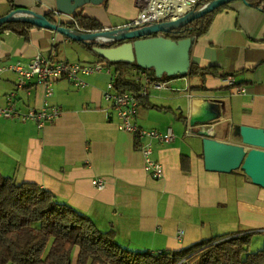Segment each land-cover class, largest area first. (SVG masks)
<instances>
[{
    "label": "crops",
    "instance_id": "obj_1",
    "mask_svg": "<svg viewBox=\"0 0 264 264\" xmlns=\"http://www.w3.org/2000/svg\"><path fill=\"white\" fill-rule=\"evenodd\" d=\"M16 9L46 16L53 10L57 23H70L82 12L112 28L127 25L139 12L137 0L88 2L70 14L56 12L57 0H0V17ZM38 52L53 60H99L81 41L51 29L33 27L26 37L14 31L0 34V67L28 61ZM190 54L191 64L215 67L205 88H192L201 83L200 76L172 79L161 89L150 84L136 118L143 127L174 129V141L154 145V156L164 167L161 178L147 173L136 137L118 129L115 114L106 110L103 92L111 78L106 72L86 77L88 85L81 89L67 79L57 81L48 102L62 113L43 126L0 118V171L16 182L37 183L90 216L100 230H114L116 240L133 250L181 249L231 233H252L251 245L263 247L264 187L242 169L207 170L203 133L237 143L242 125L264 128V10L243 0L232 2L194 40ZM131 68L137 75L138 69ZM229 76L235 85L226 83ZM15 80L14 72L1 73L0 107ZM17 99L23 111L40 107L44 88L20 89ZM194 115L201 121L189 128ZM97 177L106 183L102 190L92 183Z\"/></svg>",
    "mask_w": 264,
    "mask_h": 264
},
{
    "label": "trees",
    "instance_id": "obj_2",
    "mask_svg": "<svg viewBox=\"0 0 264 264\" xmlns=\"http://www.w3.org/2000/svg\"><path fill=\"white\" fill-rule=\"evenodd\" d=\"M243 1L264 10V0ZM103 3H107V0H103ZM205 3H198L195 8ZM231 3L166 33V37L175 41L202 37L210 29L214 16ZM54 13L50 11L47 18L57 23L51 18ZM61 25L91 31L103 28L95 18L82 12L76 13L70 23L61 22ZM33 27L37 26L21 20L7 21L0 25V34L14 31L26 37ZM127 41L134 39L103 45L97 41L81 42L99 60L115 67V87L134 91L139 103L144 101V96L139 93L141 83L126 77L124 66L146 71L152 81L166 82L179 77L200 76L201 83L193 86L194 89L205 88L206 77L215 69L214 66L205 68L192 63L188 73H163L157 76L154 68L144 69L136 61L113 62L94 51L97 46L116 47ZM147 105L163 108L152 103ZM252 238V233H231L213 236L181 249L133 250L116 240L114 230H100L90 216L68 203L58 201L50 191L37 183L16 182L0 171V264H264V246L251 251ZM76 249L77 256L74 257Z\"/></svg>",
    "mask_w": 264,
    "mask_h": 264
},
{
    "label": "built area",
    "instance_id": "obj_3",
    "mask_svg": "<svg viewBox=\"0 0 264 264\" xmlns=\"http://www.w3.org/2000/svg\"><path fill=\"white\" fill-rule=\"evenodd\" d=\"M200 2L207 3L209 0H137L139 12L127 25L132 28H138L156 22L174 20L187 14L192 9H196V5ZM110 29L112 27L102 28V30L106 31ZM76 31L91 32L89 29L80 27H77ZM160 34L165 35L164 33ZM99 42L109 44L114 43L115 39L102 37ZM6 70L14 72L16 80L14 90L6 95V103L0 107V118L14 119L20 122L33 121L39 126L54 121L62 113V109L59 106L51 105L48 102V99L54 94L57 81L67 79L76 88L81 89L88 85L86 77L106 72L111 77L103 92L104 99L109 104L106 110L110 109V112L115 114L118 129L130 132L136 137L138 148L143 157V166L147 173L154 178H161L164 175L162 162L154 156V145L156 142L165 144L174 141V129L168 127L165 132H161L138 124L136 118L140 103L136 93L115 87L114 79L116 75L105 61L96 60L86 63L53 60L50 55L38 52L28 61L18 60L1 66L0 75ZM133 79L141 83L140 96L146 95L147 87L150 84L158 89L165 86L164 82L152 81L146 71L138 70L137 75ZM226 83L230 86L235 85L234 79L230 76L227 77ZM35 85L44 88L46 99L43 105L40 107H29L25 111L21 110L17 105L18 90ZM235 89L238 93L246 92L244 87H236ZM192 127L189 125V128ZM92 183L99 190L104 189L106 185L101 177L94 178ZM182 234L183 230H180L178 236L181 237Z\"/></svg>",
    "mask_w": 264,
    "mask_h": 264
},
{
    "label": "water",
    "instance_id": "obj_4",
    "mask_svg": "<svg viewBox=\"0 0 264 264\" xmlns=\"http://www.w3.org/2000/svg\"><path fill=\"white\" fill-rule=\"evenodd\" d=\"M236 0H211L199 9H192L187 14L169 21L156 22L138 28L129 25L115 27L110 30L80 32L61 23L51 22L46 14L33 9H16L0 17V25L7 21L21 20L37 27L54 30L76 41H97L102 37L114 38L115 42L127 41L116 47L97 46L94 51L106 59L119 62L133 63L136 61L142 68H154L157 76L185 74L190 71L191 54L194 44L193 37L175 41L160 33H169L183 27L192 20L205 15L212 10ZM102 3L103 0H57V13H73L84 4ZM157 34L156 36H152ZM147 38H143V37ZM114 42V43H115ZM217 111L215 106L210 107ZM215 114V113H213ZM212 115L211 119H215ZM196 115L190 119V125L200 122ZM204 161L209 171L230 173L242 169L253 183L264 187V128L242 125L241 140L237 143L220 141L210 133H203Z\"/></svg>",
    "mask_w": 264,
    "mask_h": 264
},
{
    "label": "rangeland",
    "instance_id": "obj_5",
    "mask_svg": "<svg viewBox=\"0 0 264 264\" xmlns=\"http://www.w3.org/2000/svg\"><path fill=\"white\" fill-rule=\"evenodd\" d=\"M209 1H211V0H209ZM111 68H112V70L114 71L115 70V67L114 66H110ZM124 68V73H125V76H127V77H129V76H133L134 74H133V71L131 70L132 68L131 67H129V66H124L123 67ZM134 77H135V75H134ZM133 77V78H134ZM132 78V77H131ZM179 234V233H178ZM250 250L251 251H255V250H258L257 248H255L253 245H251L250 246Z\"/></svg>",
    "mask_w": 264,
    "mask_h": 264
}]
</instances>
